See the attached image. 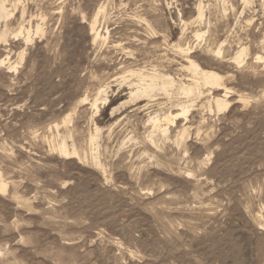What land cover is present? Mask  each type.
Here are the masks:
<instances>
[{
    "label": "rangeland",
    "instance_id": "obj_1",
    "mask_svg": "<svg viewBox=\"0 0 264 264\" xmlns=\"http://www.w3.org/2000/svg\"><path fill=\"white\" fill-rule=\"evenodd\" d=\"M0 1V264H264V0ZM184 57L223 88L129 102V71L192 83Z\"/></svg>",
    "mask_w": 264,
    "mask_h": 264
},
{
    "label": "bare ground",
    "instance_id": "obj_2",
    "mask_svg": "<svg viewBox=\"0 0 264 264\" xmlns=\"http://www.w3.org/2000/svg\"><path fill=\"white\" fill-rule=\"evenodd\" d=\"M245 2V1H244ZM264 2V1H263ZM103 7V6H102ZM101 7V8H102ZM203 8H204V5H203ZM203 8L202 6L200 5L199 6V19H203ZM102 10H100L101 12ZM104 13V12H103ZM11 13L10 11L7 9L6 7V4L4 1H0V19H4V20H8V18L11 17ZM99 15V14H98ZM95 16L96 17H99V16ZM143 17V16H142ZM198 17V16H197ZM139 18V17H138ZM205 18V17H204ZM106 19V18H105ZM137 19V18H136ZM197 20V18H195ZM3 20V21H4ZM194 21V20H193ZM192 21V22H193ZM210 21V20H209ZM96 22H97V18L95 19V24L92 25V31L91 33L94 32L95 30V25H96ZM183 22V20H182ZM135 23V22H133ZM151 24V23H150ZM210 24V23H209ZM3 25V23H2ZM98 25V24H97ZM96 25V26H97ZM144 25V24H143ZM7 24H5V27L3 30L0 29V41H5L6 40V37H7V33H8V29H7ZM153 26V25H152ZM209 26V25H208ZM9 27V26H8ZM39 28V26H37ZM154 27V26H153ZM187 27V26H186ZM23 28V27H22ZM98 28V27H97ZM146 29V27H145ZM149 29V28H148ZM156 29V28H155ZM28 31V29H26ZM25 30V31H26ZM32 30V29H31ZM37 30V28H36ZM109 30V29H108ZM107 30V31H108ZM38 31V30H37ZM36 31V32H37ZM209 31V29L207 30ZM21 32H24L23 30ZM31 32V31H30ZM35 32V33H36ZM40 32V30H39ZM38 32V33H39ZM43 32V31H42ZM109 32V31H108ZM107 32V33H108ZM148 32V31H147ZM152 32V31H151ZM150 32V33H151ZM32 33V32H31ZM96 33V38H105V36L103 37H100V32H95ZM184 33V32H183ZM28 34V33H27ZM37 34V33H36ZM195 34V33H194ZM201 34V33H200ZM200 34H197L198 35V39H199V36ZM21 35V34H20ZM32 35V34H31ZM93 35V34H92ZM95 35V34H94ZM93 35V36H94ZM155 35V34H154ZM203 35V34H202ZM17 36V35H15ZM25 36V35H24ZM29 36V35H27ZM133 36V35H132ZM204 36V35H203ZM31 37V36H30ZM29 37V38H30ZM202 37V36H201ZM95 38V39H96ZM138 38V37H137ZM33 39V38H32ZM103 40V39H102ZM138 40V39H137ZM124 42V41H123ZM130 42V41H129ZM123 44V43H122ZM114 45V44H113ZM117 45V43H116ZM191 45V44H190ZM223 45V44H221ZM119 46H120V43H119ZM191 47V46H190ZM221 47V46H220ZM218 47V48H220ZM115 48V46H114ZM118 48V47H117ZM185 48V47H184ZM182 47L178 48L180 49L181 52H184L183 54L187 53V51L190 49H184ZM122 49V48H120ZM124 49V48H123ZM223 49V48H222ZM213 50V49H211ZM133 51V50H132ZM177 51V49H176ZM190 51V50H189ZM219 51V50H218ZM217 51V54H219L220 52ZM222 51V50H221ZM25 52V51H24ZM127 52V51H126ZM179 52V51H178ZM216 52V50H215ZM248 52L247 51V48L246 47H243L239 50V52L237 53V56L235 58V60H238V63H240L239 61L244 58V55L245 53ZM213 53V52H212ZM135 54V53H134ZM180 54V53H179ZM188 54V53H187ZM215 54V55H217ZM181 55V54H180ZM186 55V54H185ZM221 53H220V57H221ZM24 57V56H23ZM234 57V56H233ZM184 58H188V62H189V66H188V69L192 71L193 73V82L192 83H180V84H177L174 80V78L169 75V74H166V73H162V72H159L158 70L157 71H154L151 73H144L142 70H139V71H129L132 73L133 77L130 78L128 81V85L130 86V100L129 102L131 103H136V105H138L139 103H141L142 101L144 100H148L154 96H157V95H163V96H167V97H171L173 96L174 94H183L184 97L187 96V97H191L195 94L198 93L201 94V90H202V85H205V86H209L210 87V90L211 89H216V90H220L223 88V75H221L220 73H218L217 71L215 70H211V69H205V68H202L197 62L196 60L192 59L191 57H184ZM261 59V57H259ZM258 58V59H259ZM234 60V61H235ZM245 60V59H244ZM244 62V61H243ZM4 63V59L3 60H0V64H3ZM5 64V63H4ZM14 66V65H12ZM129 67V66H128ZM9 68V67H8ZM13 68V67H12ZM14 68H16L17 70V67L14 66ZM131 68V67H130ZM134 69V68H133ZM148 71V70H147ZM128 72V73H129ZM126 73V72H125ZM124 73V74H125ZM130 73V74H131ZM127 74V73H126ZM128 76V74L126 75ZM119 78V77H118ZM124 78V77H123ZM129 78V77H128ZM134 78V79H133ZM182 79V78H181ZM180 79V80H181ZM179 80V81H180ZM177 81V80H176ZM178 81V83H179ZM227 89V88H226ZM106 90V89H104ZM101 89V91H104ZM209 90V91H210ZM100 91V92H101ZM98 92V94L100 93ZM212 92V91H211ZM228 92L229 91H225L224 94H222L221 96H214V103H215V107L217 109V111L219 112H222V111H226L230 108V106L232 105V101L228 100L227 98L229 97L228 95ZM102 93V92H101ZM107 94V93H106ZM211 94V93H210ZM100 95V94H99ZM102 95V94H101ZM209 95V94H208ZM204 96V95H203ZM97 97V96H96ZM186 97V98H187ZM196 98V96H194ZM198 97V96H197ZM212 97V95L210 96V98ZM101 101L99 102V98H97L94 103V106H95V111L98 113L100 112V104L101 105H106L108 104V97L105 95L104 98L100 97ZM156 99V98H155ZM194 99V98H193ZM152 100V99H150ZM85 101V100H84ZM149 101V100H148ZM168 101V99L166 100ZM171 101V100H170ZM191 101V100H190ZM194 101V100H193ZM192 101V102H193ZM152 101H149V103H151ZM162 102V101H161ZM160 102V103H161ZM178 102V101H177ZM155 103V102H154ZM167 103V102H166ZM169 103V102H168ZM175 103H176V100H175ZM182 103V101H181ZM180 103V104H181ZM209 103V102H208ZM146 104V103H145ZM153 104V103H152ZM159 104V102L157 103V105ZM191 104V103H190ZM193 104V103H192ZM212 104V103H211ZM156 105V104H155ZM156 105V106H157ZM162 105V104H161ZM160 105V106H161ZM93 106V107H94ZM144 106V105H143ZM146 106V105H145ZM144 106V107H145ZM151 106V105H150ZM163 106H167V105H163ZM162 107V106H161ZM179 107V106H178ZM190 105H182L180 106L181 109H179L180 111L173 114L171 113V111L169 112V114H166L161 116V115H156L151 117L150 118V121L152 122V125H153V130H161L163 131V133L167 134L169 133L170 134V126H175L177 124V119H179L180 117H182L183 115H186L187 113H189V108ZM213 107V106H212ZM212 107H210L212 109ZM160 108V107H158ZM120 108L119 107H115L114 110H112L113 113H115L116 111H118ZM139 109V108H138ZM144 109H147V108H144ZM149 110V109H148ZM140 111V109H139ZM161 110H159L160 112ZM163 111V110H162ZM150 113V112H149ZM148 114V113H147ZM160 114V113H159ZM150 115V114H149ZM151 116V115H150ZM187 116V115H186ZM186 118V117H185ZM147 120V119H146ZM67 121V120H66ZM65 121V122H66ZM71 122V120L69 121ZM150 122V123H151ZM146 126V125H145ZM182 127V126H181ZM183 128V127H182ZM180 129V128H179ZM100 131V128H98V132ZM177 131V130H176ZM181 131V130H180ZM148 132V131H147ZM159 134V133H158ZM161 134V132H160ZM164 134V135H165ZM177 134V133H176ZM175 134V136H176ZM148 135V134H147ZM146 135V136H147ZM156 135V134H155ZM154 137V135H153ZM158 137V136H157ZM163 137V136H162ZM166 136H164L165 138ZM168 137V136H167ZM92 141L94 142L95 139H96V136L92 137ZM90 138V139H91ZM161 138V137H160ZM169 138V137H168ZM177 138V137H176ZM175 138V139H176ZM133 139V138H132ZM148 139V138H147ZM153 139V138H152ZM173 139V140H175ZM134 140V139H133ZM149 140V139H148ZM155 140V139H154ZM166 140V139H165ZM91 141V140H90ZM156 141V140H155ZM154 141V142H155ZM163 141V140H162ZM178 141V139H177ZM59 142V149H60V153H62L65 157H69L70 154L73 152L69 151V149L67 148V144L65 142ZM95 143V142H94ZM175 143V142H174ZM61 144V145H60ZM155 144V143H154ZM160 144V143H159ZM91 145V144H90ZM94 146V145H93ZM92 146V147H93ZM70 148V147H69ZM94 148V147H93ZM75 149V148H74ZM73 149V150H74ZM72 150V149H71ZM77 150V149H76ZM93 150V149H92ZM76 153H78L77 151L74 150V155H77ZM92 153V152H91ZM92 155V154H91ZM93 156V155H92ZM95 157V156H94ZM208 158V157H207ZM1 175V174H0ZM2 176H0V190H3V191H6L7 190V187H8V184L3 180V178H1Z\"/></svg>",
    "mask_w": 264,
    "mask_h": 264
}]
</instances>
